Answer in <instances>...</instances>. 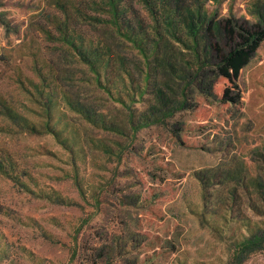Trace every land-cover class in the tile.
I'll return each instance as SVG.
<instances>
[{
	"label": "rangeland",
	"instance_id": "rangeland-1",
	"mask_svg": "<svg viewBox=\"0 0 264 264\" xmlns=\"http://www.w3.org/2000/svg\"><path fill=\"white\" fill-rule=\"evenodd\" d=\"M227 20L264 29V0H0V264H238L264 232V41L237 106L192 81Z\"/></svg>",
	"mask_w": 264,
	"mask_h": 264
},
{
	"label": "trees",
	"instance_id": "trees-1",
	"mask_svg": "<svg viewBox=\"0 0 264 264\" xmlns=\"http://www.w3.org/2000/svg\"><path fill=\"white\" fill-rule=\"evenodd\" d=\"M219 27L225 37L234 44L229 51L220 50L215 44H210L215 51V62L209 67H196L192 81L198 84L200 92L221 104L219 113L222 114V110H226L229 106H237L240 102L237 80L242 69L248 65L264 41V29L256 24L242 25L231 23L230 20L218 23L216 29ZM192 111L195 118L200 121L206 120L209 116L208 110L198 103L192 106ZM263 245L264 232L245 238L237 245L234 259L241 264L245 260V255Z\"/></svg>",
	"mask_w": 264,
	"mask_h": 264
}]
</instances>
